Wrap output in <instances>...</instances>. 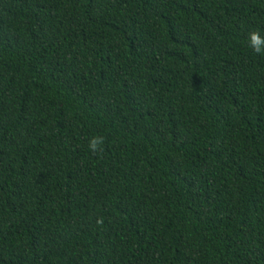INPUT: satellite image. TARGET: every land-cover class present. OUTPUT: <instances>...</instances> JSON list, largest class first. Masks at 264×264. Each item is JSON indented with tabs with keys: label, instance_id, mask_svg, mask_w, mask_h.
<instances>
[{
	"label": "trees",
	"instance_id": "trees-1",
	"mask_svg": "<svg viewBox=\"0 0 264 264\" xmlns=\"http://www.w3.org/2000/svg\"><path fill=\"white\" fill-rule=\"evenodd\" d=\"M254 31L264 0H0V264H264Z\"/></svg>",
	"mask_w": 264,
	"mask_h": 264
},
{
	"label": "clouds",
	"instance_id": "clouds-1",
	"mask_svg": "<svg viewBox=\"0 0 264 264\" xmlns=\"http://www.w3.org/2000/svg\"><path fill=\"white\" fill-rule=\"evenodd\" d=\"M249 43L253 50L258 54H264V37H261L259 31H254L249 34ZM104 143V138L96 136L90 139L89 149L93 152L102 151L101 145ZM97 224H103V218L97 219Z\"/></svg>",
	"mask_w": 264,
	"mask_h": 264
}]
</instances>
